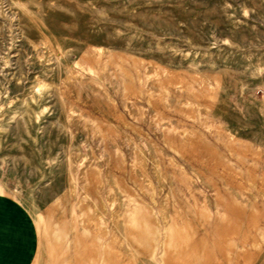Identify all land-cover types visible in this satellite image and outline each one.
Wrapping results in <instances>:
<instances>
[{
	"label": "rangeland",
	"instance_id": "rangeland-1",
	"mask_svg": "<svg viewBox=\"0 0 264 264\" xmlns=\"http://www.w3.org/2000/svg\"><path fill=\"white\" fill-rule=\"evenodd\" d=\"M0 193L33 264H264V0H0Z\"/></svg>",
	"mask_w": 264,
	"mask_h": 264
},
{
	"label": "crops",
	"instance_id": "crops-1",
	"mask_svg": "<svg viewBox=\"0 0 264 264\" xmlns=\"http://www.w3.org/2000/svg\"><path fill=\"white\" fill-rule=\"evenodd\" d=\"M38 246V232L27 210L0 193V264H33Z\"/></svg>",
	"mask_w": 264,
	"mask_h": 264
}]
</instances>
